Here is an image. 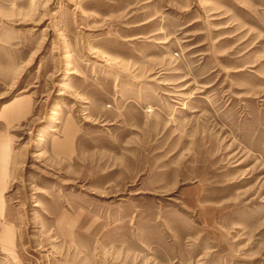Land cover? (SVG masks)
<instances>
[{"label": "rangeland", "instance_id": "374dc122", "mask_svg": "<svg viewBox=\"0 0 264 264\" xmlns=\"http://www.w3.org/2000/svg\"><path fill=\"white\" fill-rule=\"evenodd\" d=\"M0 264H264V0H0Z\"/></svg>", "mask_w": 264, "mask_h": 264}, {"label": "crops", "instance_id": "0c3cea01", "mask_svg": "<svg viewBox=\"0 0 264 264\" xmlns=\"http://www.w3.org/2000/svg\"><path fill=\"white\" fill-rule=\"evenodd\" d=\"M71 136H72V133H70V134L68 133L66 137H67V139H68V138H70ZM72 139H73V138H72Z\"/></svg>", "mask_w": 264, "mask_h": 264}]
</instances>
